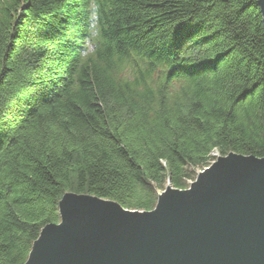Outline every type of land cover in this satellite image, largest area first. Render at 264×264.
Returning a JSON list of instances; mask_svg holds the SVG:
<instances>
[{"label": "trees", "instance_id": "1", "mask_svg": "<svg viewBox=\"0 0 264 264\" xmlns=\"http://www.w3.org/2000/svg\"><path fill=\"white\" fill-rule=\"evenodd\" d=\"M232 153L264 159L258 0H0V264L66 193L152 211Z\"/></svg>", "mask_w": 264, "mask_h": 264}, {"label": "water", "instance_id": "2", "mask_svg": "<svg viewBox=\"0 0 264 264\" xmlns=\"http://www.w3.org/2000/svg\"><path fill=\"white\" fill-rule=\"evenodd\" d=\"M59 213L25 264H264V159L219 157L152 211L66 193Z\"/></svg>", "mask_w": 264, "mask_h": 264}, {"label": "built area", "instance_id": "3", "mask_svg": "<svg viewBox=\"0 0 264 264\" xmlns=\"http://www.w3.org/2000/svg\"><path fill=\"white\" fill-rule=\"evenodd\" d=\"M214 156L218 157V154H214ZM214 162H215V160H214L212 163H214ZM212 163H211V164H212ZM211 164H210V165H211ZM193 182H194V181H190V182H189V186H190Z\"/></svg>", "mask_w": 264, "mask_h": 264}, {"label": "rangeland", "instance_id": "4", "mask_svg": "<svg viewBox=\"0 0 264 264\" xmlns=\"http://www.w3.org/2000/svg\"><path fill=\"white\" fill-rule=\"evenodd\" d=\"M202 172V171H201ZM169 184L167 183L166 187L168 186ZM166 189V188H165Z\"/></svg>", "mask_w": 264, "mask_h": 264}]
</instances>
